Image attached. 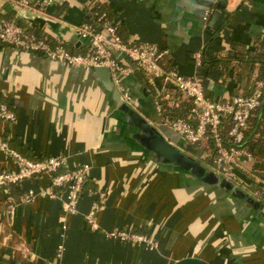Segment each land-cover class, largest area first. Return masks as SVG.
<instances>
[{
  "label": "crops",
  "instance_id": "0c3cea01",
  "mask_svg": "<svg viewBox=\"0 0 264 264\" xmlns=\"http://www.w3.org/2000/svg\"><path fill=\"white\" fill-rule=\"evenodd\" d=\"M17 1L0 0V17L14 18L48 35L53 44L80 53L91 48L90 42L70 26L84 23L97 3L109 4L128 41L167 49L163 66L198 75L206 95L215 99L244 93L246 78L237 79L242 61L264 50V0H54L47 6L43 0H29V8L16 6ZM24 11L34 16L26 17ZM197 51L201 66L193 58ZM116 56L130 64L120 53ZM210 59L215 63L208 67ZM252 65L250 82L259 68L258 62ZM133 67L122 83L139 98L137 110L170 142L183 145L159 123L146 73ZM166 99L176 100L171 88ZM0 103L16 114L12 121L0 119V138L11 148L30 159L61 155L66 168L89 167L72 214H65L60 199L41 195L7 212L10 196L17 199L28 189L48 187L47 175L10 191L0 188V264H172L190 256L211 264H264V220L252 201L232 198L174 167L151 162L122 131L110 93L94 71L0 44ZM195 157L209 167L204 158ZM251 161L243 159L238 170L244 184L233 183L258 204L264 198L258 185L264 183L251 174ZM17 168L0 145V169ZM99 189L107 198L96 213L99 228L92 229L86 217ZM114 228L141 230L157 247L112 239L106 233Z\"/></svg>",
  "mask_w": 264,
  "mask_h": 264
},
{
  "label": "built area",
  "instance_id": "2783aa9c",
  "mask_svg": "<svg viewBox=\"0 0 264 264\" xmlns=\"http://www.w3.org/2000/svg\"><path fill=\"white\" fill-rule=\"evenodd\" d=\"M53 2L54 0H43L46 6ZM17 5L30 7L29 0H18ZM99 19L103 22V26H99L101 29L86 22L75 26L81 34L92 37V48L85 53L71 52L63 43L53 44L48 35H38L15 20L6 18H0V44L41 53L67 67L106 66L125 102L137 109L136 100L122 84L120 77L132 73L135 65L146 73L147 84L154 92L155 108L160 117L159 123L172 130L182 143H188L199 149L212 170L232 182L244 184L238 176V170L242 168V160L252 159V156L241 144L248 118L261 102L263 82H258L249 95L238 94L222 99L207 97L201 77L185 76L174 68L166 69L163 66L168 54L167 49L152 42H124L116 31L119 23L117 19H109L105 13L101 14ZM116 53L124 54L127 61H131L133 65L120 60ZM193 58L197 66L202 65L203 58L200 51L195 52ZM170 88L175 93H180V99L190 102L187 117L169 119L168 116L162 115L165 111L162 102L166 99V93ZM168 104L177 105V98L173 103H169L168 100ZM0 119L6 121L16 119L15 112L6 103H0ZM225 119L229 120L228 124L225 123ZM0 145L15 158L18 164L16 170L0 169V188L10 191L13 186L42 175H47L51 179L50 185L40 189L39 192L28 189L17 199L10 196L8 213H11L17 204L34 201L38 195L60 199L66 215L77 212L78 201L88 180V165L66 168V159L61 155L30 159L11 148L1 138ZM96 193L98 200L86 217L92 229L99 228L96 213L107 198L103 189H99ZM106 234L120 242L157 247V243L144 233L114 228ZM63 249V245L60 244L59 255Z\"/></svg>",
  "mask_w": 264,
  "mask_h": 264
},
{
  "label": "water",
  "instance_id": "95a60500",
  "mask_svg": "<svg viewBox=\"0 0 264 264\" xmlns=\"http://www.w3.org/2000/svg\"><path fill=\"white\" fill-rule=\"evenodd\" d=\"M22 14L26 15V17L31 18L34 16L32 15V12H27V14L25 12ZM99 28L101 29V27ZM69 29L76 35H78L81 39H87L88 42H90V47L92 48V37L81 34L73 26H70ZM120 54L121 58L125 57L124 54ZM129 63L130 65H133L131 61H129ZM85 69L92 70L96 73V76L100 79L102 86L106 89L107 92L110 93V97L116 107L117 119L122 123V131L127 133L128 137H130L141 147L143 153L151 160V162L158 166L174 167L178 171L193 176L197 181L203 183L206 186L220 189L223 192L228 193L232 198L242 201H252L254 207L257 209L258 214L264 220V212L258 208L257 201H255L251 195H249L245 190L237 186L229 179L212 170L210 167H208L195 157L200 156L201 158H204L199 149L193 147L188 143L177 146L176 144L170 142L169 139L165 136L164 132H162L161 128H157L154 124L149 122L137 109L131 107L128 103H126L117 87L115 86L108 67L89 66L85 67ZM120 77L121 79H123L125 76L121 75ZM147 87L148 92H150V87L148 85ZM130 93L132 94L131 91ZM132 96L136 100L137 104L140 105L141 102L139 98H137L133 94ZM172 264L211 263L199 257L190 256L177 259Z\"/></svg>",
  "mask_w": 264,
  "mask_h": 264
},
{
  "label": "trees",
  "instance_id": "16d2710c",
  "mask_svg": "<svg viewBox=\"0 0 264 264\" xmlns=\"http://www.w3.org/2000/svg\"><path fill=\"white\" fill-rule=\"evenodd\" d=\"M105 13L107 18L115 19V13L112 11V7L109 4L97 3L93 8L88 11V18L84 21L86 23L93 24L95 27L103 26L102 20H100V15ZM6 18V17H0ZM15 20L14 18H6ZM16 21V20H15ZM17 22V21H16ZM18 23V22H17ZM117 34L124 42H128L127 36L124 34L125 30L123 28L122 23L117 24ZM36 32V31H35ZM38 35H44V33L40 34L36 32ZM264 46V38L261 40ZM53 43V42H52ZM55 44V43H54ZM71 52H74L70 50ZM78 53V52H74ZM208 62V67L212 66L215 63L214 59H210L206 61ZM258 62L259 68L256 79L252 82L248 81L250 77V73L253 69V63ZM242 69L237 73V79L243 80L246 82V90L241 95H249L253 91L255 85L258 82H263L262 89V98L261 102L256 109H254L248 118L247 127L244 131V138L242 141V146H244L252 156L250 171L251 174L264 183V50L257 56L251 55L248 58L242 61ZM168 69V68H166ZM247 73V74H246ZM257 82V83H256ZM176 98L178 100V104H172L169 106L168 100L164 99L162 102L164 113L163 116H168L169 119L177 118V117H187L190 111V102L187 100L180 99V93H176ZM225 123H229L228 119H225ZM18 186V185H16ZM13 186V187H16ZM259 190L264 193V187L260 184L258 185ZM9 203V202H8ZM258 208L263 209L264 211V198L261 197V200L258 202ZM134 232H142L141 230H133Z\"/></svg>",
  "mask_w": 264,
  "mask_h": 264
},
{
  "label": "rangeland",
  "instance_id": "374dc122",
  "mask_svg": "<svg viewBox=\"0 0 264 264\" xmlns=\"http://www.w3.org/2000/svg\"><path fill=\"white\" fill-rule=\"evenodd\" d=\"M207 97H209V96H207Z\"/></svg>",
  "mask_w": 264,
  "mask_h": 264
}]
</instances>
